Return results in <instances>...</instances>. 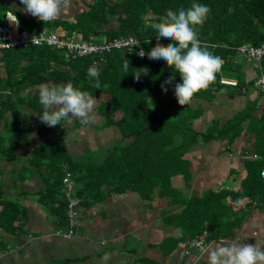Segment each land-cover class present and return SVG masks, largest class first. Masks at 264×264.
Listing matches in <instances>:
<instances>
[{
  "label": "trees",
  "instance_id": "obj_1",
  "mask_svg": "<svg viewBox=\"0 0 264 264\" xmlns=\"http://www.w3.org/2000/svg\"><path fill=\"white\" fill-rule=\"evenodd\" d=\"M194 2L205 4L210 9L207 19L198 28V35L202 44L222 59V68L216 74L214 82L207 89L194 94L190 103L185 106H180L174 95L175 84L180 83L179 74L167 67L162 59L150 60L147 55L140 58L136 50L131 54L125 49L116 50L106 55L102 61L95 57L66 60L64 53L47 47L5 51L10 53V57L18 54L16 58L26 62L22 66L19 63L8 66L10 78L7 79V87L14 96L0 98V118L6 111L12 114L11 144L7 147L0 146V154L6 155L8 160L12 158L14 161V153L25 135L23 123L18 118L17 106L23 103L38 113L42 108L38 92L23 97L19 92L23 89L32 90L43 83L71 82L74 87L89 92L98 100L96 113L105 120V127L116 126L122 139L129 140L128 144L111 149L102 164L88 160L72 162L71 167L63 141L57 136L61 126L48 127L40 121L42 143L34 151V159H38L39 163L49 164L46 165L48 173L43 177V194L44 200L49 201L51 207L59 199L64 200L62 180L66 172L72 174L76 187H80L76 190V195L83 205L86 201L91 203L100 200L103 195L99 190L102 184L116 192L126 189L135 191L148 200L155 193L169 195L170 179L188 171L184 156L198 140V133L193 130L192 122L200 115L199 106L190 104L200 100L212 101L218 89L232 87L222 85V79L236 81V87L241 84L236 77L239 74V65L235 62L239 57L236 48L242 44L264 45V0H92L88 9L77 16L72 26H67L71 28L70 33H81L90 42L95 41V38H90L91 35H102L103 42L132 37L139 40L138 47L147 53L157 43L165 46L169 43L163 37L157 41L150 24L159 22L166 10L188 8ZM20 24L31 32L33 29L36 31L45 28L34 21L32 25L23 24L22 21ZM147 40L149 43L144 42ZM125 59L129 62L127 72L123 70ZM90 68L99 71V89L95 87L96 79L90 75ZM143 68L148 69L147 74L141 73L140 79L135 80L133 73ZM13 70L15 78L11 76ZM172 75L175 79L166 85L167 91H162L161 86ZM238 124L235 120L231 122V126L226 124L220 129L213 124L200 137L204 142L231 140L237 130H240ZM83 126L85 125H81L78 120L75 122V127ZM51 135L56 136L55 139ZM258 155L264 157L261 151ZM65 165H68L67 168H64ZM262 168L264 158L250 164L245 179L246 187L233 200H252L259 194H264V181L259 175ZM95 188L99 191H94ZM230 194L232 192L209 191L204 197L184 200L183 208L177 216L183 232L194 238L207 231L208 239L229 235V226L226 225L228 221H224V217L229 212L225 202ZM16 211L19 210L12 204L3 210V213L12 217L11 223H8L10 226L19 217ZM3 213H0L1 221ZM55 213L65 217L64 201L56 208Z\"/></svg>",
  "mask_w": 264,
  "mask_h": 264
},
{
  "label": "crops",
  "instance_id": "obj_2",
  "mask_svg": "<svg viewBox=\"0 0 264 264\" xmlns=\"http://www.w3.org/2000/svg\"><path fill=\"white\" fill-rule=\"evenodd\" d=\"M91 3L92 0H71L70 9L54 22L62 27L71 26ZM23 7L20 0H0V23L7 11L15 14L23 24L32 25L33 21L49 23H42L23 11ZM3 55L6 53L0 52L1 99L14 96L7 87L8 66L26 64L18 58L11 61L12 57L9 64L2 59ZM253 66L260 70L257 77L252 75L253 70L247 69L246 80L238 87H221L212 101L200 100L190 104H197L200 108V115L192 122L198 140L184 156L188 171L170 179L169 195L155 193L148 200L135 191L116 192L102 184L100 200L81 204L75 234L70 239L55 235L56 229L65 224V218L55 213L65 200L59 199L54 205L52 203V207L44 200L43 177L48 173L46 165L49 164L34 159V151L42 143L39 113L26 104H19L17 114L25 129L23 141L14 153V161L10 154L11 160L0 154V213L12 204L19 210L16 211L19 217L11 226L8 223L12 217L8 214L3 213L4 218L0 220V264H206L207 253L192 250L185 255L187 243L193 237L183 232L177 216L184 200L204 197L209 191L232 194L226 199L229 212L224 217L230 234L210 237L208 244L257 243L264 247V194L252 199L261 203L257 206L247 198L233 200L246 187L250 164L264 158L258 155L260 151L264 154V100L256 85L258 78H264V62L253 63ZM11 72L15 78V71ZM36 89H23L19 95L34 94ZM235 120L240 130L231 140L204 142L200 137L211 124L220 129ZM76 121L71 124L62 122L63 127L57 135L63 141L71 167L72 162L94 161L97 152L105 154L98 162L102 164L111 149L129 143V140L122 139L116 126L100 127V124L104 125L103 118L95 109L90 124L77 128ZM11 123L12 114L4 112L0 118L1 147L11 144ZM55 137L51 135L52 139ZM77 187L76 190L80 189ZM105 255L109 257L107 260L103 259Z\"/></svg>",
  "mask_w": 264,
  "mask_h": 264
},
{
  "label": "clouds",
  "instance_id": "obj_3",
  "mask_svg": "<svg viewBox=\"0 0 264 264\" xmlns=\"http://www.w3.org/2000/svg\"><path fill=\"white\" fill-rule=\"evenodd\" d=\"M20 3L24 6L23 11L43 23L56 20L71 7V0H20ZM209 12L207 5L195 2L188 8L166 10L159 22L151 23L150 27L155 32L157 41L163 37L169 43L166 46L157 43L147 53L143 48L137 53L141 58L147 55L150 60L162 59L167 67L179 74L180 83L175 84L174 95L180 106L189 104L194 94L207 89L222 68V59L210 52L198 35V28L207 19ZM14 19L18 25L19 21L16 17ZM39 42L38 40L37 43ZM144 42L149 43V40ZM126 46L132 51V46H139V40L133 39ZM128 69L129 62L125 59L123 70L127 72ZM144 69L147 68L137 69L133 78L138 81L141 73L146 75L148 69ZM89 73L96 79L95 87L99 89L98 69L90 68ZM174 79V75L169 76L161 86L162 91H167L166 85L171 84ZM36 91L39 105L42 106L37 115L46 126H62V121L71 124L74 120H78L81 125H88L93 121L98 100L89 92L74 87L71 82L43 83ZM200 248L204 254L207 253L206 264H264V247L257 243L221 242L201 244ZM108 258L105 255L103 259Z\"/></svg>",
  "mask_w": 264,
  "mask_h": 264
},
{
  "label": "built area",
  "instance_id": "obj_4",
  "mask_svg": "<svg viewBox=\"0 0 264 264\" xmlns=\"http://www.w3.org/2000/svg\"><path fill=\"white\" fill-rule=\"evenodd\" d=\"M14 17L19 21L18 17L10 11L5 12L2 17V22L0 23V52L13 49H27L29 47H47L64 53L66 60L95 57L102 61L106 55H109L116 50L125 49L128 54H131L133 50H136L138 53L141 49L137 46H132V51H129V48L126 45L133 40L132 37L113 39L103 43H92L86 41L83 38V35L78 32L58 34L49 29L29 32L21 28L20 21L18 25H16ZM38 40L40 41L39 43H37ZM3 43L9 44V46H4ZM135 47L137 48L134 49ZM236 52L239 57L245 59L249 63L260 64L264 60V45L253 46L250 44H242L236 48ZM220 83L225 86H237L236 82L229 80L222 79L220 80ZM256 85L260 91L262 99L264 100V78H258ZM259 175L264 181V168L260 170ZM62 182L63 197L65 200L64 218L66 228H57L55 235L61 236L64 239H70L75 234L74 229L76 227V219L79 217L82 200L76 195V184L70 172L64 174ZM251 203L255 206L261 205L260 202L258 203L256 201H251ZM207 236L208 232L203 231L196 237L191 238L187 243L185 255H188L192 250L203 252L200 245H208ZM1 253L2 251L0 250V254Z\"/></svg>",
  "mask_w": 264,
  "mask_h": 264
},
{
  "label": "rangeland",
  "instance_id": "obj_5",
  "mask_svg": "<svg viewBox=\"0 0 264 264\" xmlns=\"http://www.w3.org/2000/svg\"><path fill=\"white\" fill-rule=\"evenodd\" d=\"M38 26H45V29H49V30H52V31H55L56 33H66V34H69L71 31V28L70 27H62V26H58L57 27V22H54V21H51V22H49L48 24H43V25H41V24H39ZM72 26V25H71ZM21 28L22 29H24L23 28V25H21ZM97 37V38H96ZM91 39H94L95 41H91V42H94V43H102L103 42V40H104V37L102 36V35H100V36H95V35H91V37H90ZM6 53V55H3L4 56V58L2 57V59L3 60H7V62L8 61H10V53H8V52H5ZM18 56V54H15V56L14 57H12V60L11 61H13V60H15L16 59V57ZM235 62L239 65V68H240V70L241 71H239V74H238V76H236L240 81H241V83H243V81H245L246 80V75H245V71L248 69V70H253L252 71V75L254 76V77H257V75L258 74H260V70L257 68V67H254L253 66V63H249L248 61H246L245 59H243V58H241V57H237L236 58V60H235ZM9 64H10V62H8ZM96 109V108H95ZM96 112H98L97 111V109H96ZM63 122H65V121H63ZM103 122H104V120H103ZM100 124V123H99ZM213 124H211L210 126H212ZM100 127H103V129H104V127H105V124L103 125V123H102V126H101V124H100ZM96 129H99V128H96ZM100 130V129H99ZM216 131H218V130H216ZM212 132V131H211ZM99 154H100V152H97V153H95V159H94V163H98L99 162V160H100V158L101 157H103L105 154H100V157H99ZM87 155H89V153H87L86 154V158H87ZM93 155L91 154L90 155V157H92ZM64 229L66 228V224H64ZM63 227H61V228H63Z\"/></svg>",
  "mask_w": 264,
  "mask_h": 264
}]
</instances>
